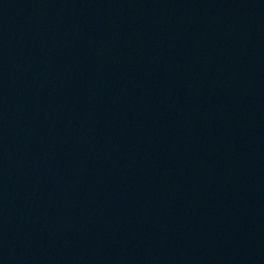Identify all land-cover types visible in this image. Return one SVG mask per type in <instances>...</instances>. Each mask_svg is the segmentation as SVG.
Segmentation results:
<instances>
[{
  "label": "water",
  "instance_id": "95a60500",
  "mask_svg": "<svg viewBox=\"0 0 264 264\" xmlns=\"http://www.w3.org/2000/svg\"><path fill=\"white\" fill-rule=\"evenodd\" d=\"M0 264H264V0H0Z\"/></svg>",
  "mask_w": 264,
  "mask_h": 264
}]
</instances>
